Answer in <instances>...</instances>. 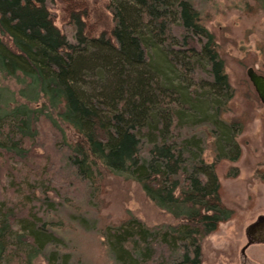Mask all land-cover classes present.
I'll return each mask as SVG.
<instances>
[{
    "label": "rangeland",
    "instance_id": "rangeland-1",
    "mask_svg": "<svg viewBox=\"0 0 264 264\" xmlns=\"http://www.w3.org/2000/svg\"><path fill=\"white\" fill-rule=\"evenodd\" d=\"M13 1L0 0V264H264V106L246 76H264V0H156L166 39L142 0ZM126 93L140 119L117 127ZM64 118L116 133L115 175L74 151ZM163 167L168 213L129 180ZM182 207L202 239L163 231Z\"/></svg>",
    "mask_w": 264,
    "mask_h": 264
},
{
    "label": "trees",
    "instance_id": "trees-1",
    "mask_svg": "<svg viewBox=\"0 0 264 264\" xmlns=\"http://www.w3.org/2000/svg\"><path fill=\"white\" fill-rule=\"evenodd\" d=\"M11 1L13 4L14 1L10 0V2ZM156 2H157L156 0H142V2H141L142 4L141 3L140 4L143 7L142 8L143 11L141 12L143 14V16H142V14H140V17H142V20L146 19L148 21V23L152 25V27L155 29V33H157L159 38L166 39L168 37V26L167 25L169 23V20L166 17V13L163 14V13L156 11V5H154ZM132 45H133L132 40H131V44L130 43H128V45L126 44V47H125L126 48V54L124 56L127 57V56H133L134 55L135 52L133 51V49L131 47ZM124 63L126 64L127 62L124 61ZM134 73L135 72L130 73V80H132L130 82V87L132 89L136 88V90L140 89V88L146 90V88H147L145 86L146 82H142V79H140V78H135L136 76L134 75ZM62 80H63V78H61L60 80L55 78L52 83H55V85L56 84L59 85L60 81H62ZM68 89H69V87H68ZM124 89H125V91L130 92L129 86H128V89H126V88H124ZM67 92L70 94V97H74V95L71 94V92H69L68 90H67ZM135 92H137V91H135ZM149 95H150V92H149ZM124 98L128 99V100L120 101L118 99L119 101H116L117 105L119 107V108H117L116 111L121 114L117 117V119L122 121V123L118 121L117 127L120 126L121 124H123L124 120H126V125L130 126V124H134L133 120L134 121L138 120L137 118L140 119V117H139L140 107H137V106L135 107V106L130 105L133 103L134 99L132 97H130L127 93L124 95ZM133 105H134V103H133ZM42 109H45L44 111L50 110V112H54V111H59L60 108L58 105L49 104L47 106L42 107ZM59 126L61 129L65 130L68 133L69 137L71 138L70 142H71L72 148H74V151L76 150L77 152L81 153L82 155H85L91 164L93 163L96 165V167L99 168V171L102 173V175L108 177L109 175H115L116 174L112 170L114 163L111 161V159L107 158L105 153H104L105 140L111 139L113 137L112 135H114L116 133L111 134L109 131L104 130L105 132L103 134H101L100 140H99L98 138H95V137L92 138L94 135L91 137L88 134H86V132L83 130L80 122H72V121H68L67 119L64 118V119L60 120ZM210 136H212L211 132H208V130H207V134L205 132L204 137L207 140H209ZM122 143H123V140H121V144L117 143L114 146V148H118L117 156L120 155V157L122 156L121 152L125 153V154L130 153V151H128L129 145L127 146L124 143L123 144ZM212 146L214 147V149H216V144L214 145L213 140H212ZM164 159H165L164 162H166V170L167 171L172 170V168H171L172 165H171L170 159L168 157L164 158ZM76 170L79 173H81L79 166ZM164 170H165V167H163L159 171V173L157 174L158 176L152 180L151 179L135 180V178L129 179V180H132L133 182H135L140 187L141 191L144 193L146 198L149 201H151L159 210H161L164 213H168L170 211L169 206H168V200H169L170 193H168V189L166 188V186L161 185L158 181V180H161L160 178L162 176H160V175L164 174ZM139 172H144V174H146L147 169L142 167L139 169ZM136 173L138 174V172H136ZM260 176H261V174H260ZM263 177L264 176H262V178ZM126 178H128V177H126ZM202 191H204V190H202ZM206 205H207V202H203L202 206L200 204L201 208L207 207ZM198 210H200V209H198ZM226 212L229 215L231 214L230 211H226ZM178 215L180 216L178 219L179 223L176 226L168 227L167 229H164L163 231L173 232V233L178 234L180 237H187V238L195 237L198 239H202L204 236H206V225L196 221V219L195 220L194 219L189 220L187 218V213H186L185 208L182 207L181 211L179 212ZM132 223H135V222L133 221ZM127 224L130 225V223H127ZM139 226H141V224ZM143 229L145 230V232L147 231V229L144 226H143ZM130 231H131V229H130ZM164 237L167 238L168 236L164 235ZM169 242L172 243L173 245H174V243H176V242H174L173 239H169ZM131 247L133 248V246H131ZM186 255H187V253L185 251L184 256H186Z\"/></svg>",
    "mask_w": 264,
    "mask_h": 264
},
{
    "label": "water",
    "instance_id": "water-1",
    "mask_svg": "<svg viewBox=\"0 0 264 264\" xmlns=\"http://www.w3.org/2000/svg\"><path fill=\"white\" fill-rule=\"evenodd\" d=\"M246 76L254 88L260 103L264 106V76L256 73L252 68L247 69Z\"/></svg>",
    "mask_w": 264,
    "mask_h": 264
}]
</instances>
